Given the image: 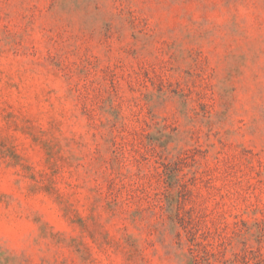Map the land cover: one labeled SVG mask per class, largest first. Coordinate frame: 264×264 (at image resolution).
Wrapping results in <instances>:
<instances>
[{
	"label": "rangeland",
	"instance_id": "rangeland-1",
	"mask_svg": "<svg viewBox=\"0 0 264 264\" xmlns=\"http://www.w3.org/2000/svg\"><path fill=\"white\" fill-rule=\"evenodd\" d=\"M0 264H264V0H0Z\"/></svg>",
	"mask_w": 264,
	"mask_h": 264
}]
</instances>
